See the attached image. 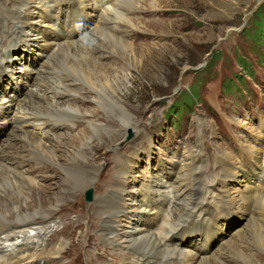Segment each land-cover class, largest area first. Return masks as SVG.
I'll return each instance as SVG.
<instances>
[{
    "label": "rangeland",
    "instance_id": "374dc122",
    "mask_svg": "<svg viewBox=\"0 0 264 264\" xmlns=\"http://www.w3.org/2000/svg\"><path fill=\"white\" fill-rule=\"evenodd\" d=\"M17 1L18 4L15 6L9 3L4 4L5 15L0 14V27L7 25L10 20L22 23L21 26L24 27L23 21L18 22L10 15L12 11H15L17 15L20 7L27 10L26 15L33 14L36 0ZM149 1H141L137 6L139 9L131 14L136 20L137 27L120 26L119 32L115 33L129 43L136 40L132 36L133 33H140L144 39L140 40L142 37L137 36V42L133 46L137 53L142 51L145 54V59L139 60L138 65L134 63L130 66L119 62L123 69L116 76L113 75L111 65L103 62L102 58L98 60L105 65L102 70L111 74L113 97L130 110L128 113L131 118L127 120L130 122H127L126 129L120 118L113 114V110L104 109L102 105L104 101L97 99L96 94L94 95L87 85L83 82L78 85L77 82L71 81L70 91L74 86L72 93L79 94L73 99L80 98L75 103L82 113L77 112L78 120L74 123V127L60 126V128L52 129V132L59 137V141L64 144L63 151L67 156L58 157L56 160L60 167L39 164L43 167L38 172H32L36 175L34 178L38 190L33 191L28 183L23 184L20 194L31 196L34 192L39 201L32 202L29 198L21 197L15 201H20L19 211L34 209L41 216L35 218L34 225L51 226V229L45 232L38 231L39 234H47V240L41 253L38 252L40 255L38 259L32 258V264H45L42 258L54 264H89L87 259L96 256L97 252L100 258H96L93 264H122L123 257L117 255L121 252L129 254L124 259V263L129 264L132 253L130 249L126 251L125 241L122 243L119 240V247L115 243L105 244V241L111 238L102 235L101 222L111 211L106 208L109 204H105L100 199L109 193L119 192L120 187L125 183L123 193L129 194L128 191L136 189L134 191L136 192L141 188L142 182L138 183L137 179L133 180L127 174L130 167L136 166L140 177L141 172L148 171L152 166L161 168L163 165L171 168L178 156L186 152L198 151L201 170L196 172V175L201 177L196 181L205 190L210 182L209 176H221L220 173L225 169L231 170L232 174L236 175L242 169L235 153V151L240 153L239 148L229 145L231 150L227 152L224 147L228 141L240 138V140L246 138L249 140L242 149L245 153L242 161L247 162L246 169L257 163L259 153H264V148L259 147L264 145L263 141L258 145L257 138L255 140L247 137L248 124L259 132V137L264 136V128H259L264 118L255 123L264 115V107L256 109L251 103L246 106L247 102L254 98L257 105L264 104V86L258 83L257 77L252 76L258 69L264 73V40L261 39L264 37V20L259 19L260 13H264V0H152L158 8H145L151 6ZM89 18L94 20L90 11ZM151 21L158 23L150 24ZM99 22L97 20V23ZM15 23H9L8 26L0 29V57L2 60L11 59L12 64H10L13 68L17 61L23 65L28 63L25 64L27 72L32 71L33 75L30 61L27 62L28 47L23 45L16 47V44L13 46V41L7 34L8 28L13 27ZM93 23L94 21L88 28L92 27ZM75 26L78 29L76 38L84 35L88 30L80 22H76ZM257 27L259 29L255 30ZM1 35H6L7 41H3ZM144 42L147 44L140 45ZM15 43L19 44L20 41L17 40ZM98 54L97 52L93 56H99ZM33 56H37L36 51L29 57ZM49 67L55 69V66L49 65ZM115 67H118V63ZM66 82H68L67 79H63L54 84L64 85L67 84ZM51 88L56 89L54 86ZM58 90L66 97L64 99L59 93L60 97L56 96L55 101L61 104L66 100V102L70 101L69 92ZM180 102L184 105H180ZM30 108L33 107L30 106ZM246 109H248L247 112ZM92 110H95L94 114H89L88 111ZM249 115L252 117L246 120L238 118ZM129 128L136 130L139 135L143 134L138 139L131 140L129 135L126 137ZM35 130L37 129L32 131ZM81 130H84L85 134L77 137ZM94 130H98L99 133ZM97 133H109L115 140L104 146L102 144L105 142L104 136L100 137ZM251 135L256 137V132ZM125 137L126 141H124ZM187 138L190 140L187 141ZM121 143L122 147L115 149ZM81 144L84 146L78 151L75 147ZM218 146L226 154L230 153L228 162L231 167L225 166L227 159L222 151L216 148ZM53 153L59 155V151ZM131 156H134L136 161L129 160ZM147 156L149 158L146 163ZM262 158L264 159V155ZM76 160L79 164H75ZM29 161L22 159L20 168L18 165L15 166L27 174L38 166ZM83 166L88 169H83ZM70 175L78 179H89V186L82 189L79 184L71 185ZM129 181L130 184H128ZM242 183L241 178L227 180L226 191L234 198L231 199L234 201V213L233 219L231 218L229 222L225 221V225L224 220L217 221L218 225L225 227L222 232L224 235L222 242L227 237H233L237 229L246 231L243 226L244 220L241 218V215L244 217L246 208L251 210L252 217L264 218V213H257V207L254 204L257 197L262 194L251 196L248 202L242 200L240 196ZM88 189H92V200L89 201L84 197ZM11 195L14 196V193ZM33 198L31 199L34 200ZM128 200H131L130 197ZM5 201L7 202V199ZM38 202L40 207L37 206ZM28 203H31V206L27 205ZM124 205L126 207L123 215L114 217L110 224L116 234H119L124 226H132L136 219V207H131L127 201ZM38 209H41V212H38ZM43 217L48 218L46 222L42 219ZM33 230L32 232H37L36 229ZM62 238L67 241L66 246L59 251L58 257H52L51 248L55 247L57 241ZM31 239L39 248L40 239L38 237ZM15 245L16 243H6L2 247L5 248L6 254H17L18 251L16 253L13 251L16 250ZM216 246L215 242L212 249L216 250ZM246 247L247 253L254 254L259 258L260 263H264V258L257 250L251 246ZM29 251L30 248H28Z\"/></svg>",
    "mask_w": 264,
    "mask_h": 264
},
{
    "label": "bare ground",
    "instance_id": "6f19581e",
    "mask_svg": "<svg viewBox=\"0 0 264 264\" xmlns=\"http://www.w3.org/2000/svg\"><path fill=\"white\" fill-rule=\"evenodd\" d=\"M105 1L107 3L105 10H100L95 15V24L89 27L87 32L85 30L86 33H83L84 35H80L73 40L72 30L62 29L60 26L68 20L76 21L83 18L88 21L89 19L85 17V11L90 10L93 3L92 0H47V3H43L42 0H36L33 14L26 15L27 10L23 7L18 9L17 15L15 11L10 14L18 22H24V27L21 26L13 30L15 41L19 40L20 43L28 46V52L29 50L38 52V57H48L38 63L37 69L33 68L32 89L21 95L25 101L21 105L18 104V108H22L24 112H28L31 116L44 118L41 123L48 126L43 130L32 131L29 129L21 130L16 134L10 133L4 142L0 143V264H30L34 254L42 250L47 240V234H39L38 231L45 232V230H50L51 226L48 224H42V226L34 225L35 218L41 216L34 209L31 211H19L20 201L15 202L20 197L29 198L32 202L40 200L35 197L34 192L31 196L20 194L25 183H28L33 191L38 190L35 185L37 182L34 178L36 175H33L32 172L24 174L13 164L5 163L3 160L6 156H11L24 159V161L30 160L33 165L59 166L56 160L58 157L67 156V154L63 151L64 144L59 141V137L52 132V129L55 127L60 128V126H66V128L74 127V123L78 120L77 112L79 114L82 113L75 103L80 98L73 99L74 96L79 95L72 93L73 85L70 91L71 81L77 82L78 85H81L82 82L87 85L88 89L94 95L96 94L97 99L104 101L103 103L101 102L104 109L113 110V114L120 118L124 123L125 129L127 122H130L127 121L131 118L128 113L130 110L113 97L111 74L102 70L105 65L99 63L98 60L102 58L104 59L103 62L108 63L109 66L111 65L110 67H113V75L116 76L123 69L119 62H123L122 65L130 66V64L134 63L138 65L139 60L145 59V54L142 51H138V54L133 46L137 42V36L139 38L142 37L140 33L132 34L134 39H136L132 40V43L115 34L119 32L120 26L137 27L136 20L132 18L131 14L136 9H139L137 6L144 0ZM150 2L151 6L145 8H158L155 2L151 0L149 4ZM0 14L4 16L5 9L0 10ZM97 20L102 24L100 22L97 23ZM149 23L156 24L158 22L151 21ZM121 31L126 30L121 29ZM143 32L146 31L143 30ZM141 39L144 38L142 37ZM146 44L144 42L140 45ZM97 52L99 56H93ZM116 63H118L117 68L115 67ZM25 64L23 65V63L17 61L16 66L13 68L16 71L15 77L21 73L20 70H27ZM49 65L55 66V69L53 70ZM17 69L19 70L17 71ZM57 69L61 71H56ZM63 79H67V84H54V82H60ZM53 86L56 88L55 90L62 89V92H69L70 101L66 102V100L63 104L55 101V97H60L59 93L61 92L59 90L55 92L51 88ZM14 93L16 91L11 89L6 96ZM62 96L64 97L63 94ZM30 106L33 108L31 109ZM94 111L88 112L89 114H94ZM259 128H264V120L260 122ZM129 129L126 137L129 135L131 140L138 139L143 134L139 135L136 130ZM247 131V137H250V139L259 138V132L256 129H252L251 124H248ZM94 132L99 133L98 130H94ZM254 132H256V137L251 135ZM98 133V136H104L105 142L102 143L104 146L111 144L115 140L109 133ZM84 134L85 131L81 130L78 132L77 137ZM126 137L124 141H126ZM240 139L228 141V145L231 147L237 146L239 151L242 152L245 147L244 144L249 140L247 138ZM186 140L189 141L190 139L187 138ZM82 146L84 145L81 144V146L75 148L79 151ZM120 147H122V143L118 144L115 149ZM216 148L220 149L226 157L227 163L225 166L231 167L228 162L230 153L226 154L219 146ZM176 150L178 149L176 148ZM54 151H59V155L53 153ZM259 154L260 157L256 159V164H253L248 169L239 171V173L237 172L236 175L232 174L231 170L225 169L220 173L221 176H209L210 182L208 181L209 183L205 190L196 181V172L201 170L198 151L186 152V154L178 156L171 168L163 165H161V168L152 166L148 171L140 173L142 178L137 174L136 166L130 167L127 174L133 180L137 179L138 183L142 182L140 189L136 192H134L136 189L128 191L129 194L126 192L128 194L126 197V193H123L125 191V187H123L125 183L120 187L119 192H112L103 197L100 196V200L105 204H109L106 208L111 211L101 222L102 235L111 238L107 239L105 244L115 243L119 247L118 241L120 240L122 243L125 241L126 251L130 249V253H132L129 264H264L260 263L258 261L259 258L254 254L242 251L247 248L246 246H251L264 258V218H254L251 210L244 208V217L241 215V218L244 220L243 226L246 231L244 229H235L236 232L234 231L233 237H227L228 239L223 240L221 245L224 247L219 249L218 246L214 251H211V247L217 242L215 229H206L201 223L194 224L192 218L193 213H195L200 221L206 218L214 220L225 219L231 211L233 212L234 201L231 199L234 198L226 191V185L228 179L237 180V178H241L243 182L242 191L240 192V195H242L241 199L249 200L251 195L262 194L257 197L254 204L257 207V213H264V159L262 158L264 153ZM148 158L147 156L145 159L146 163ZM129 160L136 161L134 156H131ZM75 164H79L77 160ZM82 168L88 169L84 166ZM69 177L71 185L79 184L82 189L87 188L90 184L89 179H78L73 177V175ZM128 184H130V181ZM11 193H14V196ZM32 197H34V200L31 199ZM129 197L130 201L128 200ZM5 199H7V202ZM126 201L131 207H136V219L133 221L132 226H124L123 230L116 234L110 224L114 217L123 215ZM38 204L39 202L37 206L40 207V204ZM27 205L31 206V203ZM41 209L37 211L41 212ZM254 210L256 211V209ZM42 219L46 222L48 218L43 217ZM33 229H36L37 232H32ZM216 229L218 230L219 227ZM32 237L40 239L39 248L31 239ZM20 240L21 242H18ZM6 243H16L15 248L18 253L6 254L5 248L2 247ZM66 243L67 241L63 238L60 241L58 240L55 247H53L54 250L51 248L50 255L58 257L59 251L64 249ZM28 248H30L29 252ZM117 255L123 257L121 263L125 264L124 259L129 254L121 252ZM98 257L100 258V254L97 252L96 256L87 259V263L93 264ZM177 260L181 262L175 263L174 261ZM167 261L173 263H166Z\"/></svg>",
    "mask_w": 264,
    "mask_h": 264
},
{
    "label": "water",
    "instance_id": "95a60500",
    "mask_svg": "<svg viewBox=\"0 0 264 264\" xmlns=\"http://www.w3.org/2000/svg\"><path fill=\"white\" fill-rule=\"evenodd\" d=\"M85 199L87 201L91 200L92 199V189H88L86 192H85Z\"/></svg>",
    "mask_w": 264,
    "mask_h": 264
},
{
    "label": "trees",
    "instance_id": "16d2710c",
    "mask_svg": "<svg viewBox=\"0 0 264 264\" xmlns=\"http://www.w3.org/2000/svg\"><path fill=\"white\" fill-rule=\"evenodd\" d=\"M263 14H264V13H262V14L260 13V15H259V19H260V21H261V20H264V15H263ZM258 29H259V27H257L255 30H258ZM261 30H262V28H261ZM263 31H264V29H263ZM261 34H262V33H261ZM255 36H258V35H255ZM252 37H253V36H252ZM255 39H258V38L255 37ZM261 39L264 40V37H262ZM239 62H243V61H239ZM180 105H184V103H181V102H180Z\"/></svg>",
    "mask_w": 264,
    "mask_h": 264
}]
</instances>
